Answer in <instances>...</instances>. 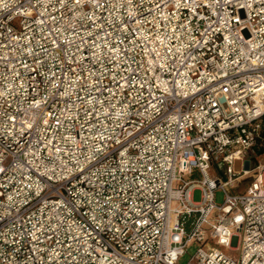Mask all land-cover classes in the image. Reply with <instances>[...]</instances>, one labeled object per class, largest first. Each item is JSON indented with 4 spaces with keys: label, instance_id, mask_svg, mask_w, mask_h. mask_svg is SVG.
<instances>
[{
    "label": "built area",
    "instance_id": "2783aa9c",
    "mask_svg": "<svg viewBox=\"0 0 264 264\" xmlns=\"http://www.w3.org/2000/svg\"><path fill=\"white\" fill-rule=\"evenodd\" d=\"M263 120L264 0H0V264H264Z\"/></svg>",
    "mask_w": 264,
    "mask_h": 264
},
{
    "label": "rangeland",
    "instance_id": "374dc122",
    "mask_svg": "<svg viewBox=\"0 0 264 264\" xmlns=\"http://www.w3.org/2000/svg\"><path fill=\"white\" fill-rule=\"evenodd\" d=\"M250 161V168H255L257 167L259 164L264 165V155L263 156H257L256 152H255V148L250 151L247 156L242 159L241 161H237L234 164V170L236 172H240L242 173L244 171V169L247 167V162ZM210 176H221L220 170L216 168V166H212L211 170L209 171ZM251 176H247L239 181H236L233 183V185L228 186L227 190L230 194H242L245 192L247 186L249 185V183L251 182ZM222 180H224V178L222 177ZM192 199L193 202L195 203H199L202 201L203 199V191L201 190V188H195L192 192ZM225 200V193L222 190H218L215 193V203L220 206L224 203ZM176 207V204L173 205V208ZM236 251H231L229 249L226 248H219L222 252L226 253L227 255H229L230 257H232L233 259H238L240 254H241V245L240 242L238 244H236L235 246ZM196 251V247L192 246L188 253L183 256L180 261L179 264H188L189 261L191 260V257L195 254Z\"/></svg>",
    "mask_w": 264,
    "mask_h": 264
},
{
    "label": "trees",
    "instance_id": "16d2710c",
    "mask_svg": "<svg viewBox=\"0 0 264 264\" xmlns=\"http://www.w3.org/2000/svg\"><path fill=\"white\" fill-rule=\"evenodd\" d=\"M255 152L257 156L264 155V120L262 122V130H261L259 141L257 145L255 146Z\"/></svg>",
    "mask_w": 264,
    "mask_h": 264
}]
</instances>
